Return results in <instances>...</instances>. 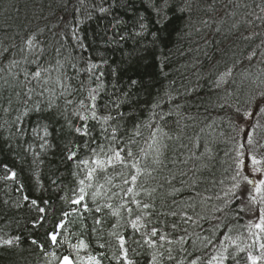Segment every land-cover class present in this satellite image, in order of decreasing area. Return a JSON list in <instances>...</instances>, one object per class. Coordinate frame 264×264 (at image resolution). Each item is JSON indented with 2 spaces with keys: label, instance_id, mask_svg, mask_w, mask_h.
<instances>
[{
  "label": "trees",
  "instance_id": "obj_1",
  "mask_svg": "<svg viewBox=\"0 0 264 264\" xmlns=\"http://www.w3.org/2000/svg\"><path fill=\"white\" fill-rule=\"evenodd\" d=\"M163 2L0 0V240L19 237L0 243V264H60L66 256L125 264L119 236L134 264H153L154 254L159 264H220L221 255L223 264H252L249 254L264 264V233L248 226L240 177V198L225 195L241 144L264 162V116L247 103L264 91V0H168L160 25ZM67 31L70 41L62 40ZM91 63L98 67L89 73ZM38 66L47 69L42 78L26 79ZM101 82L97 115L113 119L84 121L90 114L80 101L90 107L89 91ZM37 102L39 111L21 116ZM237 108L255 112L251 145ZM85 125L89 134L76 131ZM118 148L136 161L108 164ZM131 162L143 169L135 184ZM81 188L84 199L74 203Z\"/></svg>",
  "mask_w": 264,
  "mask_h": 264
},
{
  "label": "snow or ice",
  "instance_id": "obj_2",
  "mask_svg": "<svg viewBox=\"0 0 264 264\" xmlns=\"http://www.w3.org/2000/svg\"><path fill=\"white\" fill-rule=\"evenodd\" d=\"M157 4H159V0H157ZM167 4H168V0H164L162 5L156 7V11H157V14L159 16V19L156 20L157 24L163 25V24H165L167 22L168 17L166 15L165 11H164V9L167 8ZM154 6H156V5H154ZM107 10L108 9H105L103 7L100 8L101 12H106ZM262 11H264V9H262ZM146 27L147 26L145 24H143V23L140 24V28L142 30H146ZM153 35H155V33H153ZM245 39H247V37H245ZM33 40H34V37L33 38H29L26 41V43H27L29 48L34 47ZM0 55H2V54H0ZM255 55H256L255 52H253L251 54V56H255ZM251 56L249 57V59H251ZM13 63H15V61H13ZM33 63H35V61H33ZM97 67H98L97 64L91 63V64H89L87 71L89 73H91ZM45 72H47V69H44V68L38 66L36 71L33 72V73L25 72V77L27 79L29 76H31L32 79L39 81L42 78L43 73H45ZM231 74H232V69L229 68L225 73L221 74L220 80L223 81L224 78L231 76ZM102 75H103V73H101L100 76H97L96 79L98 81L101 80ZM136 83H137V81H135V80L131 81L132 85H135ZM101 87H102V82H101L100 85H98L97 89H92V90L89 91V94H88L87 98L92 102L90 107L89 106H85L84 100L80 101L81 107L84 108L85 111H87L90 114V115H81L80 118L82 120L87 121L88 119H103L106 122L109 119H113V117H110V116L98 117V115H97V108H96L95 101L97 99V95H98L99 89ZM33 91H34V89H31V88L28 89L26 95H28L29 98H30ZM40 95H43V93H40ZM24 103L27 104L28 101L25 100ZM71 103H72V101H70V100L66 101V104H71ZM247 103L250 106H254L255 109L258 110V112H256L255 114L260 115V116H264V91H261L258 94H255V95L251 96L249 98V100L247 101ZM53 106H54L53 103L49 102L48 107L51 108ZM117 107H119V105H117ZM32 110L39 111L40 110V103L37 102L34 105L33 109H26L21 114V116L27 115L28 111H32ZM253 115H254V112L252 110L241 111V109H239V108L236 109L237 119L241 120V121H244V123H248V119L251 118ZM20 118L21 117H17L18 120ZM138 127L139 126H137V128ZM252 127L254 129L255 125H253ZM76 131L80 132V133H82L84 135L89 134L88 133V129H87V125H85V127L83 129L77 128ZM113 132H115V129H113ZM136 134L139 135V132L137 131ZM45 135H47L46 126H45ZM154 135H155V133H154ZM113 139H115V137H113ZM252 143H253L252 133L251 132H247L246 133V144L247 145H251ZM244 148H245V144H241L240 145V149H244ZM111 151H112V155L107 156V163L108 164H113V162H116V163H120V164H124L125 166H128V163L130 161H136V157L134 156V154H133V152L131 150H127L126 151L124 148H118V149H113ZM122 153H124V155H122ZM75 155H76V153L72 152L71 155L69 156V159H72L73 157H75ZM237 156H238V158L235 161V163H236V166H237L238 170H237L236 176L233 177V180H235L236 183L233 184V187L231 189H229V192L225 193V195L228 196L229 194H231L232 196H236V190L240 187V183H239V180L237 179V177H240L248 185L252 186L253 191H250L247 194V199L249 200V203L255 205V204H257V202H259L260 205H264V178L259 179V180L255 179V173L262 171V169L259 167V165L261 164V161L257 160L254 155L251 156L250 157V160H251V171H250V174L242 175V171H243V168H244V160L240 159V157L244 156V152L243 151H238ZM82 163L87 164L88 161H82ZM93 163L96 165L97 168H100V169H103V167L105 165V161L101 160V159L94 160ZM154 163L160 164L161 161L157 157V159L154 160ZM131 167L136 169V174L131 175V177H130L131 182L133 184H135L136 181L138 180L139 175L142 173L143 169H141L139 167L137 162H131ZM95 171H96V168L90 169L89 173H88L89 177H91V175ZM12 175L14 176L15 173H13ZM250 175L252 176V178H249ZM124 183L125 184L129 183V180L125 179ZM80 184L83 185L84 181L81 180ZM80 191H81V195L79 196V199L73 201L74 203L79 204L84 199V196H83V191L84 190H83V188H81ZM127 191L128 192H133V188L129 187L127 189ZM236 198L239 199L240 197L236 196ZM25 199H27V197H25ZM32 203L36 204V201H32ZM148 207H149L148 204L144 205V208H148ZM85 208H87V205H85ZM100 210L101 209L99 207L96 208L97 212H99ZM241 210H244L243 207L241 208ZM40 211H43V209H40ZM257 211L259 213L257 222L253 223L252 221H249V225L248 226H249V228L258 229L259 233H264V207H259L257 209ZM114 214H118V212H114ZM65 215H67V213ZM171 215H176V213L173 212V213H171ZM190 219H191V217H187L186 218V220H190ZM139 220H140V217H137L136 220L131 222V226L134 229H136L137 231H139V229L141 227V225L138 223ZM97 223H100V221H97ZM58 227H62V225H58ZM172 227L175 229L177 226L175 224H173ZM157 233H158V230L156 228H152L151 229V235L152 236H156ZM57 235L58 234H56V233L50 234V239H51L52 243H56L57 242ZM226 238L230 239V237H226ZM118 239H119L120 248L122 249L121 255L123 257V260H124L125 264H134V262L128 258V250H127V248H125V238L123 236H119ZM159 239L161 241H163V240L166 239V236L165 235H160ZM18 240H19V237H13V238L7 239V240H0V243H3L5 245H11V244L14 243V241H18ZM183 240H184V237H181L180 241L183 242ZM146 242L149 243V244H155L154 240H149V241H146ZM33 243H36V241H33ZM208 243H211V240H209ZM233 243H235V241H233ZM81 245L83 246V242H81ZM260 247L264 248V244H261ZM151 259L153 261V264H159V261L157 259V255L156 254H154ZM169 259H171V256H169ZM212 259L216 260L217 257H213ZM219 259H220V264H223V261L226 259V257L221 255V257ZM248 259L252 262V264H256V261L259 259V257H255V256H252L251 254H249ZM89 261H90V264H99V261L96 260L94 257H89ZM62 264H73V261L69 257L66 256V257L63 258ZM191 264H196V260H193L191 262ZM209 264H211V262H209Z\"/></svg>",
  "mask_w": 264,
  "mask_h": 264
},
{
  "label": "rangeland",
  "instance_id": "obj_3",
  "mask_svg": "<svg viewBox=\"0 0 264 264\" xmlns=\"http://www.w3.org/2000/svg\"><path fill=\"white\" fill-rule=\"evenodd\" d=\"M253 121H254V115L248 119V123H244V121L239 120L238 123H240V126H241V134H242L241 136L245 135V133L248 131V128L253 126V123H254ZM241 140H242V138H241ZM240 151L244 152V156L240 157V159L244 160V168L242 171V175L250 174V171H251L250 157L254 155L257 160L261 161V164L259 165V167L262 169L261 172L255 173V179L259 180V179L264 178V162H263L262 158L259 155H257L256 153L254 154L251 152L250 153L247 152L245 149H240ZM249 178H252V176L250 175ZM240 181L242 183V185L240 184L242 186L240 188L241 189L240 197L242 200V205H243V207L247 213L248 220L255 223V222H257L258 215H259L257 209L262 205H260L259 202H257V204H255V205L252 204L253 206H251V203H249V200L247 199V194H248V192L253 191L252 186L248 185L243 179H241ZM256 230L259 232L258 229H256Z\"/></svg>",
  "mask_w": 264,
  "mask_h": 264
},
{
  "label": "bare ground",
  "instance_id": "obj_4",
  "mask_svg": "<svg viewBox=\"0 0 264 264\" xmlns=\"http://www.w3.org/2000/svg\"><path fill=\"white\" fill-rule=\"evenodd\" d=\"M73 37V35L69 32V31H67V32H64V37L62 38V40H64V41H70L71 40V38ZM73 39V38H72ZM10 113V112H9ZM19 114V113H18ZM15 115V114H14ZM6 117L7 116H4L3 118H5L6 119ZM4 120V119H3Z\"/></svg>",
  "mask_w": 264,
  "mask_h": 264
}]
</instances>
